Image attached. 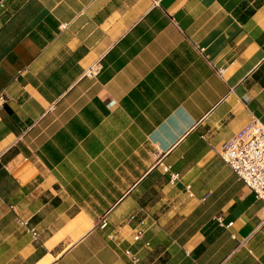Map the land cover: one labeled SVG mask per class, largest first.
<instances>
[{
    "label": "crops",
    "instance_id": "obj_1",
    "mask_svg": "<svg viewBox=\"0 0 264 264\" xmlns=\"http://www.w3.org/2000/svg\"><path fill=\"white\" fill-rule=\"evenodd\" d=\"M251 114L264 0H0V264H264Z\"/></svg>",
    "mask_w": 264,
    "mask_h": 264
},
{
    "label": "built area",
    "instance_id": "obj_2",
    "mask_svg": "<svg viewBox=\"0 0 264 264\" xmlns=\"http://www.w3.org/2000/svg\"><path fill=\"white\" fill-rule=\"evenodd\" d=\"M98 71V65H95L89 67L85 74L92 77L97 75ZM221 73L222 71H219V74ZM219 155L264 205V126L259 119L251 114L250 121L221 146ZM177 177V175H171L170 179L174 182ZM189 188L187 186V189ZM101 226H106L105 220L102 221ZM142 226L141 222L133 232L132 241L134 243L141 241L145 234ZM33 235L35 236V233ZM124 254L133 264L138 263L139 259L136 254L129 250H125Z\"/></svg>",
    "mask_w": 264,
    "mask_h": 264
},
{
    "label": "trees",
    "instance_id": "obj_3",
    "mask_svg": "<svg viewBox=\"0 0 264 264\" xmlns=\"http://www.w3.org/2000/svg\"><path fill=\"white\" fill-rule=\"evenodd\" d=\"M253 13H254V9H248L243 13H235L234 15L239 22L245 23Z\"/></svg>",
    "mask_w": 264,
    "mask_h": 264
}]
</instances>
